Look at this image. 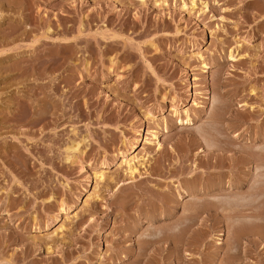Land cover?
Here are the masks:
<instances>
[{
	"label": "rangeland",
	"instance_id": "1",
	"mask_svg": "<svg viewBox=\"0 0 264 264\" xmlns=\"http://www.w3.org/2000/svg\"><path fill=\"white\" fill-rule=\"evenodd\" d=\"M0 264H264V0H0Z\"/></svg>",
	"mask_w": 264,
	"mask_h": 264
},
{
	"label": "bare ground",
	"instance_id": "2",
	"mask_svg": "<svg viewBox=\"0 0 264 264\" xmlns=\"http://www.w3.org/2000/svg\"><path fill=\"white\" fill-rule=\"evenodd\" d=\"M192 4L194 5V3H192ZM153 135H154V134H153ZM129 170H130V173H133L135 169H134V167H129ZM96 175H97V174H96ZM99 177H100V175H99ZM99 177H98V178H99ZM192 216H193V215H192Z\"/></svg>",
	"mask_w": 264,
	"mask_h": 264
}]
</instances>
